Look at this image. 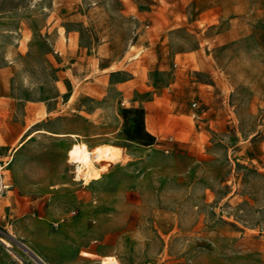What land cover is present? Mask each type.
Listing matches in <instances>:
<instances>
[{
	"label": "rangeland",
	"instance_id": "rangeland-1",
	"mask_svg": "<svg viewBox=\"0 0 264 264\" xmlns=\"http://www.w3.org/2000/svg\"><path fill=\"white\" fill-rule=\"evenodd\" d=\"M11 1L0 130L50 133L0 143V208L15 172L74 203L83 263L264 264V0ZM76 141L117 160L83 184Z\"/></svg>",
	"mask_w": 264,
	"mask_h": 264
},
{
	"label": "crops",
	"instance_id": "crops-1",
	"mask_svg": "<svg viewBox=\"0 0 264 264\" xmlns=\"http://www.w3.org/2000/svg\"><path fill=\"white\" fill-rule=\"evenodd\" d=\"M16 3L0 0V30L16 21L19 16L18 12L7 10L17 6ZM7 43L2 34L0 59ZM28 128L29 126L9 135L0 130V143L9 144L8 151L15 145V141H22L21 148L33 134H38L27 132ZM51 136L55 140L68 139L66 136ZM35 182L37 181L24 180L15 172L12 174L10 185L17 190L6 194L12 205L0 208V239L8 240L11 246L6 247L0 241V264H22L15 256H19L24 264H91L83 263L78 256L79 247L89 248L90 239L82 216L70 215V207L74 203L70 200L59 202V193H33L27 185ZM39 199L47 202L39 206Z\"/></svg>",
	"mask_w": 264,
	"mask_h": 264
},
{
	"label": "bare ground",
	"instance_id": "bare-ground-1",
	"mask_svg": "<svg viewBox=\"0 0 264 264\" xmlns=\"http://www.w3.org/2000/svg\"><path fill=\"white\" fill-rule=\"evenodd\" d=\"M47 132V130L37 129L35 132ZM60 136H75L71 132L57 133ZM116 146L112 144H100L92 149H89L87 144L83 141H76L71 143L66 151V162L70 163L73 167L75 178L82 181L83 184H88L91 180L100 177V171L114 163L117 160ZM8 164L2 165L0 163V169ZM9 187L8 184L3 183L2 175L0 173V190ZM43 263V262H42Z\"/></svg>",
	"mask_w": 264,
	"mask_h": 264
},
{
	"label": "trees",
	"instance_id": "trees-1",
	"mask_svg": "<svg viewBox=\"0 0 264 264\" xmlns=\"http://www.w3.org/2000/svg\"><path fill=\"white\" fill-rule=\"evenodd\" d=\"M139 112H141V109L139 110Z\"/></svg>",
	"mask_w": 264,
	"mask_h": 264
}]
</instances>
